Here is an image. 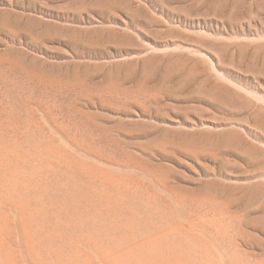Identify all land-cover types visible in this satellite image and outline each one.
I'll return each instance as SVG.
<instances>
[{
	"label": "rangeland",
	"instance_id": "374dc122",
	"mask_svg": "<svg viewBox=\"0 0 264 264\" xmlns=\"http://www.w3.org/2000/svg\"><path fill=\"white\" fill-rule=\"evenodd\" d=\"M0 264H264V0H0Z\"/></svg>",
	"mask_w": 264,
	"mask_h": 264
}]
</instances>
